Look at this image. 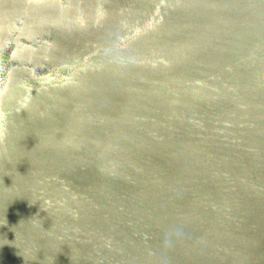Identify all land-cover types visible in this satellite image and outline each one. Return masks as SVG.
<instances>
[{
	"label": "water",
	"instance_id": "obj_1",
	"mask_svg": "<svg viewBox=\"0 0 264 264\" xmlns=\"http://www.w3.org/2000/svg\"><path fill=\"white\" fill-rule=\"evenodd\" d=\"M0 264H264V0H0Z\"/></svg>",
	"mask_w": 264,
	"mask_h": 264
}]
</instances>
